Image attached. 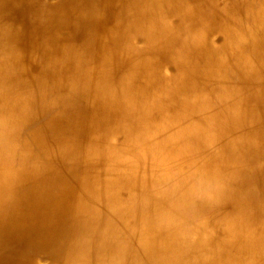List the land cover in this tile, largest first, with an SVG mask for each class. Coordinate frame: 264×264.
<instances>
[{
  "label": "bare ground",
  "instance_id": "1",
  "mask_svg": "<svg viewBox=\"0 0 264 264\" xmlns=\"http://www.w3.org/2000/svg\"><path fill=\"white\" fill-rule=\"evenodd\" d=\"M0 264H264V0H0Z\"/></svg>",
  "mask_w": 264,
  "mask_h": 264
}]
</instances>
